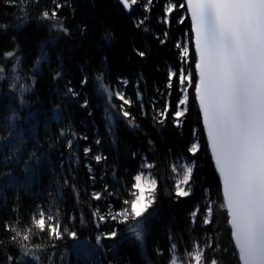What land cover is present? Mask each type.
Wrapping results in <instances>:
<instances>
[{
  "label": "trees",
  "instance_id": "obj_1",
  "mask_svg": "<svg viewBox=\"0 0 264 264\" xmlns=\"http://www.w3.org/2000/svg\"><path fill=\"white\" fill-rule=\"evenodd\" d=\"M172 2L152 0L146 10L147 0H138L133 10L127 12L118 0H13L11 5L0 0V24H10L6 33L0 31V65L6 69L4 78L0 79V119L16 109L18 123L23 124L25 117L34 113L41 137L45 135L46 120L49 134L61 128L66 134L52 147H49L51 141L41 139L43 148L37 154L47 155L42 156L40 163L32 162L34 178L27 189L0 191V222L26 229L30 226V216L40 205L46 215L57 217L62 231L67 229L62 238L36 230L26 242L41 256L42 264H168L167 248L171 243L177 244L176 255L183 264L187 260L185 250L191 251L196 239L203 244L205 234L222 245L217 253L221 264H238L237 256L233 255L237 250L230 237L226 211L219 208L222 184L206 147V134L192 88L187 89L188 113L180 118L179 127L173 123L172 113L183 98L181 89L186 86L180 85L175 77L170 81V72L181 67L186 72L194 69L191 59L187 65L180 61L181 50L176 44H186L192 52L194 44H189L190 19L178 23L187 14L182 9L166 11ZM57 3L71 5L59 10V22L69 29L68 34L53 28V22L39 18L42 10H51ZM145 17V23L137 28L136 24ZM165 33L166 42L161 44ZM106 34L109 39H105ZM134 49H147L146 57L137 56ZM8 51L16 52L19 64L15 58L5 57ZM56 71L63 73V79H53ZM101 72L105 84L133 100L126 110L135 117L136 126L122 116L118 98L113 97L109 103L99 89L96 76ZM13 74L20 77L16 81L18 88L31 86L24 93V105L20 104L19 91L10 87ZM83 75L89 77V84L81 89L78 81ZM32 77H35L34 84ZM120 79H127L129 83L122 85L118 82ZM67 81L88 96L90 109L79 107L78 98L64 95ZM113 104L115 108L111 107ZM57 105L61 112L59 122L50 119ZM165 108L168 118L163 125L156 123L153 117ZM84 136L88 139L84 140ZM96 139H100L99 145ZM197 139L201 148L192 157L186 149ZM67 140H72L71 151L66 146ZM84 148L91 151L85 154ZM132 153H136L135 157ZM95 155L107 159L97 162L93 159ZM144 157L155 165L151 171L158 179L159 190L156 204L149 209L151 215L145 221L146 236L141 244L128 231V225L112 220L109 213H118L125 206L123 201L131 198L128 195L131 177ZM192 159L196 163L192 195L178 201L172 194L174 182L183 178L177 162L191 163ZM172 165L176 166L175 171ZM22 167L16 170L20 177L25 175ZM205 188L210 190L208 194L203 191ZM94 193H100V198L95 199ZM209 197L213 202L212 222L203 225L201 217ZM197 207L199 212L193 225L190 213ZM99 216L108 218L102 221ZM113 228L118 236L103 239L102 247L98 246L96 236ZM72 231L77 234L75 238L68 234ZM11 235L0 228V241H4L0 247V264H4L6 255L22 254L18 244L10 243ZM35 245L41 247L37 249ZM157 248L164 250L163 256L156 255ZM25 261L37 264L31 257H25Z\"/></svg>",
  "mask_w": 264,
  "mask_h": 264
},
{
  "label": "snow or ice",
  "instance_id": "obj_2",
  "mask_svg": "<svg viewBox=\"0 0 264 264\" xmlns=\"http://www.w3.org/2000/svg\"><path fill=\"white\" fill-rule=\"evenodd\" d=\"M5 2L11 5L13 0H5ZM151 2L152 0H147L146 10ZM119 3L123 9L132 11L138 0H119ZM64 7L71 8V5L57 3L51 10H42L39 18L53 22V28L68 34L69 29L59 22V10ZM177 9H182L187 14L181 16L178 23L183 24L185 19H190L189 44L194 42V52L183 43L176 44V47L181 50L180 61L187 65L191 59L194 69L186 72L181 67L177 71L170 72V81L172 77H175L180 85L186 86L181 89L183 98L179 99L176 110L172 113L173 123L179 127L180 118L188 113L187 89L192 88L193 100L198 104L202 130L206 133V147L210 150L211 159L214 161L215 170L222 184V203L219 204V208L226 211L230 237L237 250L233 255L237 256L238 264H264V0H183V2L174 0L167 5L166 11L172 13ZM24 15L27 18L26 10ZM146 19L147 17L141 19L136 27L143 25ZM9 28L10 24L7 22L0 24V31L6 33ZM164 36L165 39L160 40L161 44L166 42L167 33ZM105 39H109V35L106 34ZM134 52L141 58L147 55V49H134ZM5 57L15 58L17 64L20 62L15 51L6 52ZM5 70V67L0 65V79L4 78ZM53 79H63V73L56 71ZM13 80L10 87L19 91L20 104L24 105L26 103L24 93L29 91L31 86L22 85L18 88L16 83L20 80L18 75L13 74ZM96 81L99 89L106 94L109 103L113 97L118 98L121 102L119 111L122 116L129 124L136 126L135 117L126 110L127 106L133 104V100L127 98L122 91H113L109 85L105 84L103 72L96 76ZM32 82L35 83V77H32ZM118 82L122 85L129 83L127 79H120ZM71 84V81L66 82L64 95L78 98L79 107L90 109L92 105L88 96L77 91L76 87L70 86ZM88 84L87 75H83L78 81V87L81 89ZM137 96L142 99L140 93H137ZM59 107V105L56 106L51 120L57 122L61 120ZM111 107L115 108L116 105L113 104ZM141 107H143L142 104ZM105 111L107 112V109ZM88 114L91 115V112L89 111ZM167 118V108L153 117L155 122L161 125ZM19 120L16 109H12L10 115L0 119V191L12 188L27 189L34 178L32 162L40 163L42 156L47 155L43 152L40 155L37 154L43 148L41 139L51 141L49 147H52V144L66 135L63 128L55 134H49L46 120L45 135L41 137L37 130L38 124L35 122L34 113H29L23 124L18 123ZM192 135H196L195 130ZM83 139L87 140L88 137L84 136ZM95 143L99 145L100 139H96ZM66 146L71 151L72 140H67ZM200 148L201 145L197 139L187 147L186 151L195 157ZM83 151L88 154L91 149L84 148ZM131 155L135 157L136 153ZM93 159L100 162L107 158L95 155ZM21 165H23L21 171L25 174L24 177L16 174V170ZM154 167L153 163L147 161V157L143 158L139 169L131 177L132 184L128 193L131 198L123 201L125 206L118 213L115 215L109 213L112 220L128 225V231L141 244L146 236L145 221L151 215L149 209L156 204L159 190L158 179L151 171ZM195 167L194 159L191 163H183V178L174 182L172 194L176 200L192 195ZM172 168L173 171L176 170L175 165H172ZM64 183H68L66 178ZM203 191L206 194L210 192L206 188ZM113 194L109 193V195ZM93 196L99 199L100 193H94ZM16 211L18 212V209ZM198 212L199 207L190 213L193 225L196 223ZM212 217L213 202L209 197L201 217L202 224L209 225ZM107 218L99 216L102 221ZM53 221L56 222L53 223ZM16 224L19 225L20 221L17 220ZM0 228L12 233L10 243L18 244L22 252L19 257L6 255L4 264H31V261H25V257H31L37 264H42L41 256L37 255L26 242L36 234V230L55 238H62L67 231V229L62 231L57 217L46 215L44 208L40 205H37V211L30 216V226L26 229L13 226L8 222H0ZM68 234L73 238L77 235L74 231ZM117 236L118 232L115 228L110 232L97 235V245L102 247L103 239H115ZM3 246L4 241H0V247ZM34 247L39 249L41 246ZM221 249L222 245L212 236L205 234L203 244L196 239L192 243V250H185L187 260L183 264H221L217 258V253ZM176 250V243H171L167 248L168 264H182L176 255ZM223 251L226 252L227 249ZM155 253L157 256H163L164 250L157 248Z\"/></svg>",
  "mask_w": 264,
  "mask_h": 264
},
{
  "label": "rangeland",
  "instance_id": "obj_3",
  "mask_svg": "<svg viewBox=\"0 0 264 264\" xmlns=\"http://www.w3.org/2000/svg\"><path fill=\"white\" fill-rule=\"evenodd\" d=\"M177 163H178L177 165L181 166V168H182V165H183L184 162L183 161H178ZM177 168H178V171H179V167H177ZM180 170L183 171V169H180ZM146 175H147V172H146ZM180 179H182V178H180Z\"/></svg>",
  "mask_w": 264,
  "mask_h": 264
},
{
  "label": "water",
  "instance_id": "obj_4",
  "mask_svg": "<svg viewBox=\"0 0 264 264\" xmlns=\"http://www.w3.org/2000/svg\"><path fill=\"white\" fill-rule=\"evenodd\" d=\"M119 1V0H118ZM127 11V10H126ZM127 12H130V11H127ZM193 44H194V42H193ZM206 134V133H205ZM213 163H214V161H213ZM217 174H218V172H217ZM218 176H219V174H218Z\"/></svg>",
  "mask_w": 264,
  "mask_h": 264
}]
</instances>
